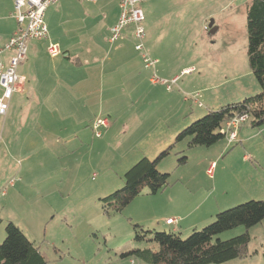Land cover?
Here are the masks:
<instances>
[{"label": "rangeland", "instance_id": "rangeland-1", "mask_svg": "<svg viewBox=\"0 0 264 264\" xmlns=\"http://www.w3.org/2000/svg\"><path fill=\"white\" fill-rule=\"evenodd\" d=\"M250 2L147 0L140 5L145 14L141 24L145 31L143 41L134 37L136 26L129 25L120 41L112 45L108 42L110 29L118 23L120 13L116 0H99L96 4L60 0L50 7L45 22L50 26L51 37L61 38L64 29H78L71 36L94 40L101 48L100 58L104 61L99 69L111 63L123 64L115 53L122 43L127 47L132 73L123 72L113 83L108 73H102L101 80L97 76V94L93 90L91 106L79 105L70 111L66 123L70 132L68 151L53 159L55 167L50 169V180L39 181L34 187L30 180L21 185L18 182L22 161L18 154L25 130L33 128L30 123L36 118L35 111L16 105L17 96L13 98L9 116L0 119V245L6 238V224L12 222L40 248L49 264H147L122 258V254L133 250L158 249L153 242L134 240L136 225L157 232H173L176 228L186 239L194 226L199 224L197 230L202 229L201 224H211L220 212L246 202L264 201V152L259 151L255 157L257 145H244L248 153L239 144L222 153L217 145H226L225 138L210 148L190 150L187 141L178 144L159 165L162 174L170 175V185L158 195L150 196L145 189L123 212L110 216L105 214L101 201L123 188L125 173L136 164L128 165L132 158L124 157L117 149L118 135L108 133L116 123V116L111 114L113 104L130 106L125 118L135 121L150 117L159 108L155 119L174 123L180 115L184 120L193 118L187 128L210 111L261 92L247 56L246 11ZM212 23L214 28L220 27L215 35L207 31ZM137 45L142 46L141 51L136 50ZM222 52L236 55L225 68L227 72L220 73L225 69L219 72L216 64L210 71L205 63L201 65L208 56ZM143 55L156 65L147 67ZM188 66L196 67V72L182 73ZM198 94L202 107L194 102ZM97 118L109 122L100 138L92 127ZM24 121L29 123L23 127L20 122ZM21 130L25 131L22 135ZM243 154H250L248 161L243 160ZM184 157L188 163L179 165ZM213 164L210 176L208 171ZM169 220H176L174 226H168ZM245 232L244 227H238L219 239L227 241ZM249 235L248 255L226 264H264V225L250 229Z\"/></svg>", "mask_w": 264, "mask_h": 264}, {"label": "crops", "instance_id": "crops-1", "mask_svg": "<svg viewBox=\"0 0 264 264\" xmlns=\"http://www.w3.org/2000/svg\"><path fill=\"white\" fill-rule=\"evenodd\" d=\"M14 2L15 0H0V48L8 43L17 28V23L12 17ZM4 6H7L6 10L3 9ZM47 26L49 30L47 40L30 41L28 43L27 58L19 68V74L24 79V91L21 94L14 95V97L17 96L16 105H23L28 110L35 111L34 116L36 118L32 119L30 123L33 128L29 131L25 130L26 137L18 154V157L22 159L20 161L21 170L18 172V182L21 185L28 183V180H30L33 187L39 181L46 182L50 180L52 173L50 169L55 167L53 159L56 155L63 156L68 151L67 145L70 132L67 124L70 111L79 105H83V107L91 106L93 90L97 94V76L101 80L102 73H108L112 79L111 83H113L123 75V72H126L125 75L128 74L129 70L132 73L130 62L126 57L127 47L122 43L115 48V53L117 60L124 61L123 64L111 63L109 67L101 66L99 69L98 67L104 60L100 58L102 57L101 48L99 49V45L94 40L90 41L71 36V33H78V29L69 31L64 29L61 38L55 35L51 37L50 26ZM219 31L220 27L217 28L216 33ZM108 42L111 44L110 41ZM227 42L226 45L229 44ZM50 44L59 46L61 54L58 57L52 58L49 55L48 47ZM235 57V54L222 52L208 56L205 61H202L201 65L205 63L206 69L210 71L214 68L213 64H216L217 70L220 72L228 67L230 59ZM197 67L199 69V64ZM195 68L194 66L185 67L182 73L196 72ZM227 71L225 69L220 73ZM207 76L211 77V74ZM257 91H259L258 88ZM12 101L10 110L6 117H2L3 119H7L11 112ZM128 108L130 106L113 104L111 114L116 116V123L114 121V125L111 126L108 133L118 135L116 147L124 157L132 158L130 164H128L131 166L143 158L154 159L167 147L171 146L177 135L193 121V118L184 120L181 115L174 123L163 118L155 119L154 117L161 111L160 108L154 109L150 117L135 121L129 117L128 119L125 118L129 113ZM20 123L24 127L28 125L29 121ZM25 131H19L20 135ZM224 141L226 145L223 143L217 145L222 153L226 149H234L239 144H243V147L247 145L248 148H254L253 144H255L258 147L254 149L253 154L257 157L259 151L264 152V128L252 129L248 125H244L239 130L236 143L230 145L226 139ZM244 149L247 151L246 147ZM9 153L11 154V152ZM249 155L243 154V160L248 161ZM44 188L45 186L41 189ZM19 196L22 197L21 194ZM211 209H213L212 206L209 211ZM206 224L207 222L201 224V227H205ZM197 225L194 226V230L199 229L200 226ZM259 225H264V221ZM168 226L172 227L174 224ZM180 226L181 223L178 224V227ZM178 231L179 229H173V232L177 234H179Z\"/></svg>", "mask_w": 264, "mask_h": 264}, {"label": "trees", "instance_id": "trees-1", "mask_svg": "<svg viewBox=\"0 0 264 264\" xmlns=\"http://www.w3.org/2000/svg\"><path fill=\"white\" fill-rule=\"evenodd\" d=\"M248 63L261 92L256 96L210 111L200 120L181 131L174 143L161 152L156 160L143 158L124 176L121 190L102 199L106 215L121 213L142 195L145 189L156 196L170 185V175L162 174L159 165L174 151L176 146L187 141L188 148H210L224 140L221 133L226 122L247 115L252 129L264 128V0H251L247 7ZM211 30L208 28L207 30ZM186 165L188 158L178 161ZM264 221V201H250L225 210L215 220L200 230H194L186 239L175 232L145 231L136 225V242H153L158 249L133 250L122 258H134L147 264H226L248 255L251 242L250 229ZM3 220L0 218V226ZM244 227L246 232L223 241L219 237L233 229ZM6 238L0 245V264H49L40 248L31 242L14 223L5 227ZM264 258V250H263Z\"/></svg>", "mask_w": 264, "mask_h": 264}, {"label": "built area", "instance_id": "built-area-1", "mask_svg": "<svg viewBox=\"0 0 264 264\" xmlns=\"http://www.w3.org/2000/svg\"><path fill=\"white\" fill-rule=\"evenodd\" d=\"M96 4L99 0H87ZM147 0H117L120 8L118 23L111 30L110 43L115 44L122 38L123 30L129 25H135L134 37L142 42L145 31L141 24L144 22V14L140 5ZM60 0H15L12 17L17 23L16 31L8 43L0 48V118L6 117L11 101L16 94L24 91V79L19 74V68L24 63L28 54L30 41H44L49 38L48 26L45 22L46 11L57 5ZM208 30V29H207ZM137 51L142 50L141 45L136 46ZM48 53L52 58L61 54L58 45L50 44ZM6 57H8L6 59ZM147 67H154L156 62H150L147 55H143ZM177 79L173 81L175 83ZM195 104L202 107L199 94L194 99ZM249 121L247 115L236 117L225 123L221 133L228 143L234 144L238 140V133L242 126ZM97 138L101 137L102 130L109 127V122L104 118H97L93 125ZM214 164L208 173L213 175ZM176 220H169L168 225L175 224Z\"/></svg>", "mask_w": 264, "mask_h": 264}, {"label": "water", "instance_id": "water-1", "mask_svg": "<svg viewBox=\"0 0 264 264\" xmlns=\"http://www.w3.org/2000/svg\"><path fill=\"white\" fill-rule=\"evenodd\" d=\"M209 29L211 30L210 31V34L211 35H215L216 32H217V28H214V23H212L210 26H209Z\"/></svg>", "mask_w": 264, "mask_h": 264}]
</instances>
